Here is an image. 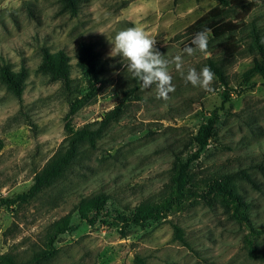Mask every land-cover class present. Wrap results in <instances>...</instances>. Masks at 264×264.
<instances>
[{
    "label": "rangeland",
    "instance_id": "374dc122",
    "mask_svg": "<svg viewBox=\"0 0 264 264\" xmlns=\"http://www.w3.org/2000/svg\"><path fill=\"white\" fill-rule=\"evenodd\" d=\"M247 1V12L224 9L223 20L237 26L231 36L210 38L206 53L189 56L182 52L195 35L188 27L216 0H78L76 15L62 10L59 0H0V61L14 71L26 68L21 102L0 82V255L26 264H138L137 256L145 264H264L248 255L246 242L264 251V78L247 73L264 64L251 28L264 48V0ZM132 26L153 38L169 60L174 90L167 99L155 84L141 88L125 61L109 55L115 33ZM81 43L99 54V82L77 66ZM43 46L68 55L67 84L37 70ZM210 64L222 73L221 79L211 70L214 92L183 79L189 68L199 72ZM70 102L75 111L66 119ZM117 104L116 119L103 127L94 147L81 146L61 177L27 202L1 201L25 192L34 174L64 149L66 120L74 128H95ZM212 110L211 134L197 151L194 136ZM188 158L190 196L163 217L124 223L138 205L171 194L174 161ZM221 175L231 176L259 234L231 217L230 202L208 192ZM100 193L106 196L102 210L88 211L91 221L81 218L80 201ZM64 218L75 227L57 236L54 254L31 262ZM173 224L187 245L174 237Z\"/></svg>",
    "mask_w": 264,
    "mask_h": 264
},
{
    "label": "trees",
    "instance_id": "16d2710c",
    "mask_svg": "<svg viewBox=\"0 0 264 264\" xmlns=\"http://www.w3.org/2000/svg\"><path fill=\"white\" fill-rule=\"evenodd\" d=\"M217 5L207 10L203 15L198 17L188 27L189 30H194L193 34L201 31L204 28L211 29V39H221L224 36H231L236 30L237 26L232 21H224L222 16L225 8L238 7L241 11L247 12L251 7V1L247 0H216ZM62 10L68 12L70 15H76L79 9L78 0H59ZM253 41L256 45L262 59H264V48L262 40L259 36L258 30L255 26H251ZM225 49L228 50L229 43H225ZM40 62L37 65V70L45 73L51 80L60 81L67 84L69 81L70 65L69 57L64 50L50 51L47 47L43 46L40 49ZM99 54L93 48L92 44L81 43L77 49V66L83 70L90 72L93 76L94 83L99 82L100 77L97 74L96 65L98 62ZM212 64V63H211ZM210 64V69L222 79L221 71ZM249 72H257L264 78V64L255 63ZM26 78V68L21 65L17 71H14L5 61H0V82L14 95V97L21 102L22 93L24 88V81ZM93 83V84H94ZM77 104V103H76ZM120 104L114 106L110 111H107L101 116L95 128L90 124L84 125L80 128H74L69 120L64 122L66 146L64 149L51 157L45 165L38 170L34 176L32 183L27 190L23 193L17 194L14 198L1 199L4 204H13L18 201L20 203L27 202L33 198L42 189L51 185L56 179L61 177L68 169L69 165L78 156L81 146L85 143L89 147H94L96 139L100 136L103 127L118 116ZM75 111V104L70 102V109L66 114V119ZM216 118L215 110H212V117H209L205 123L201 124L197 134L194 136V141L198 145L197 151L202 149L208 142L211 134L213 123ZM197 153L192 158L197 157ZM191 158L185 161L176 159L174 161V174L173 186L171 194L158 203H143L137 206L134 213L128 218L124 219V223L128 221L134 223H143L148 219L159 218L165 216L166 212L170 209L179 206L185 199L190 196L187 189V166ZM264 166V165H263ZM247 180H250L248 175H245ZM253 183V182H252ZM208 192H215L219 194L224 200L232 204L231 217L239 224H245L250 233L259 234L260 230L255 229L251 218L249 217L246 208L247 202L244 197L235 190V186L231 181L230 175H221L219 179H215L208 185ZM106 201V196L103 193L96 195L94 198L80 201L78 204V212L83 219H91L88 217V211H94L95 214L99 213ZM75 226L69 224L67 219L57 221L47 234L45 247L35 252L30 261L36 262L41 258L54 254L56 252L55 240L57 236L68 229ZM174 237L182 244L187 245L182 229L173 224ZM248 243V255L253 258L264 260V251H254L251 248V240L246 239ZM138 264H145L143 259L135 257ZM0 264H26V262H16L12 257L7 254L0 255Z\"/></svg>",
    "mask_w": 264,
    "mask_h": 264
},
{
    "label": "clouds",
    "instance_id": "9594fccd",
    "mask_svg": "<svg viewBox=\"0 0 264 264\" xmlns=\"http://www.w3.org/2000/svg\"><path fill=\"white\" fill-rule=\"evenodd\" d=\"M211 35V29H202L193 36L192 46H185L182 52L189 56L195 52L206 53ZM110 43L109 55L119 56L125 61L127 70L140 82L141 88L147 89L155 84L158 96L163 99L168 98V93L174 90L168 70L169 60L155 49L153 38L149 37L142 28L132 26L117 31ZM174 59L177 68L181 67L182 56L178 54ZM182 75L186 83L199 86L209 93L214 92L210 86L214 73L208 66H204L199 72L195 68H189Z\"/></svg>",
    "mask_w": 264,
    "mask_h": 264
}]
</instances>
